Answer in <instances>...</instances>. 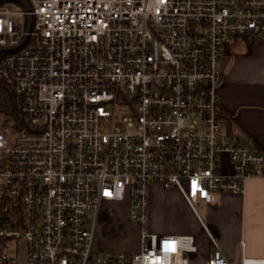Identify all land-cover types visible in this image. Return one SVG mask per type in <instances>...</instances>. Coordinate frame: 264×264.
Here are the masks:
<instances>
[{
	"label": "built area",
	"instance_id": "obj_1",
	"mask_svg": "<svg viewBox=\"0 0 264 264\" xmlns=\"http://www.w3.org/2000/svg\"><path fill=\"white\" fill-rule=\"evenodd\" d=\"M26 1H0V77L23 114L0 116V264H236L196 204L264 180L218 89L229 44L264 35V0ZM118 106L131 111L117 126ZM155 182L181 191L212 251L200 233L151 230ZM125 201L139 250L101 253L103 208Z\"/></svg>",
	"mask_w": 264,
	"mask_h": 264
},
{
	"label": "crops",
	"instance_id": "obj_2",
	"mask_svg": "<svg viewBox=\"0 0 264 264\" xmlns=\"http://www.w3.org/2000/svg\"><path fill=\"white\" fill-rule=\"evenodd\" d=\"M241 40L243 39L237 38L229 44L221 61L224 72L223 81L218 88L221 109L233 122L230 132L224 119L225 129L238 136L244 143L253 144L264 152V35L252 40L250 51L247 45L246 49L232 53L231 45ZM223 170H231L227 155L223 158ZM172 198L183 204L181 212H171L169 202ZM204 203L206 217H201L218 238L229 260L236 264H240L243 257L264 260V180L262 178L248 179L246 191L242 194L221 192L217 194L215 203ZM150 204L155 206V210L159 211V207L162 208V216L167 213L177 214L181 219L185 217L194 222L183 225H156L154 228L151 227L152 231L200 233L202 248L207 252L212 251L213 247L202 230L197 214L181 191L175 187L166 188L161 183L155 182L151 186ZM100 225L99 222L98 226ZM97 228L96 246L99 249H103V246L108 248L101 239L102 234H99L100 227ZM109 250L117 252V249L111 245ZM137 250L139 248L135 251Z\"/></svg>",
	"mask_w": 264,
	"mask_h": 264
},
{
	"label": "rangeland",
	"instance_id": "obj_3",
	"mask_svg": "<svg viewBox=\"0 0 264 264\" xmlns=\"http://www.w3.org/2000/svg\"><path fill=\"white\" fill-rule=\"evenodd\" d=\"M16 20H21L22 18L19 15H15ZM247 43L244 40L238 41L231 45L232 53H236L242 51L244 48L246 49ZM131 109L128 106H118L116 108V120L114 122L115 125H120L123 122V119L130 114ZM3 115L0 113V116ZM174 188V187H170ZM169 202V201H168ZM170 203V204H169ZM169 206L171 212H181L183 204L179 203L176 199H171L169 202ZM154 207V208H153ZM196 208L202 217H206L205 214V203L203 201L196 204ZM150 228L156 225H170V224H193L187 219H181V217L177 214L167 213L165 216L161 215L162 208L159 207V211L155 210V206L150 204ZM177 213V212H176ZM157 214V215H156ZM100 227L99 234H102L101 239L108 246L106 248L103 246V249L100 248V252L104 254L112 253L109 250L110 245L117 249L116 251H135L139 248V231L140 227L138 224L134 223L129 216V207L128 203L125 202H117V203H109L105 205L103 208V214L100 218ZM98 229V228H97ZM152 229V228H151ZM20 251L22 256L25 255L26 251V242H20ZM23 261V260H22ZM193 264H202L203 259L197 257L193 258Z\"/></svg>",
	"mask_w": 264,
	"mask_h": 264
},
{
	"label": "trees",
	"instance_id": "obj_4",
	"mask_svg": "<svg viewBox=\"0 0 264 264\" xmlns=\"http://www.w3.org/2000/svg\"><path fill=\"white\" fill-rule=\"evenodd\" d=\"M246 41L248 50H251V42L249 38H241ZM22 98L16 93L13 83L4 77H0V113L6 116H11L16 119H22L23 114L21 111ZM220 116L225 119L228 130L231 132L233 122L229 116H227L220 107Z\"/></svg>",
	"mask_w": 264,
	"mask_h": 264
},
{
	"label": "water",
	"instance_id": "obj_5",
	"mask_svg": "<svg viewBox=\"0 0 264 264\" xmlns=\"http://www.w3.org/2000/svg\"><path fill=\"white\" fill-rule=\"evenodd\" d=\"M0 1H3V0H0ZM17 1H20V2L24 3L28 7V3H27L26 0H17ZM8 49H12V48H0V52L3 51V50H8Z\"/></svg>",
	"mask_w": 264,
	"mask_h": 264
},
{
	"label": "bare ground",
	"instance_id": "obj_6",
	"mask_svg": "<svg viewBox=\"0 0 264 264\" xmlns=\"http://www.w3.org/2000/svg\"><path fill=\"white\" fill-rule=\"evenodd\" d=\"M262 264H264V262H262Z\"/></svg>",
	"mask_w": 264,
	"mask_h": 264
}]
</instances>
